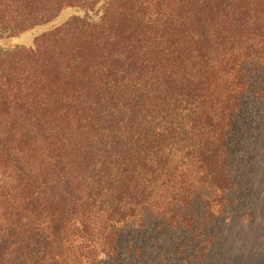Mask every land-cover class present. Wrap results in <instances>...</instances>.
<instances>
[{
  "label": "trees",
  "instance_id": "16d2710c",
  "mask_svg": "<svg viewBox=\"0 0 264 264\" xmlns=\"http://www.w3.org/2000/svg\"><path fill=\"white\" fill-rule=\"evenodd\" d=\"M263 133L264 0H0V264H221Z\"/></svg>",
  "mask_w": 264,
  "mask_h": 264
},
{
  "label": "rangeland",
  "instance_id": "374dc122",
  "mask_svg": "<svg viewBox=\"0 0 264 264\" xmlns=\"http://www.w3.org/2000/svg\"><path fill=\"white\" fill-rule=\"evenodd\" d=\"M83 13L76 8H66L52 22L35 26L11 38V41L32 45L37 35L61 24L73 14ZM249 144L250 150L257 156L250 176L255 187L254 209L258 219H255L253 224L248 223L245 209H241L227 220L229 250L221 264H264V133L257 135L252 141L249 140Z\"/></svg>",
  "mask_w": 264,
  "mask_h": 264
}]
</instances>
